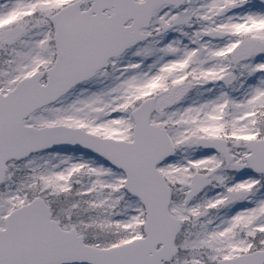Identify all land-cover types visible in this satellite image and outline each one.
I'll list each match as a JSON object with an SVG mask.
<instances>
[{
    "label": "snow or ice",
    "instance_id": "1",
    "mask_svg": "<svg viewBox=\"0 0 264 264\" xmlns=\"http://www.w3.org/2000/svg\"><path fill=\"white\" fill-rule=\"evenodd\" d=\"M0 264H264V0H0Z\"/></svg>",
    "mask_w": 264,
    "mask_h": 264
}]
</instances>
